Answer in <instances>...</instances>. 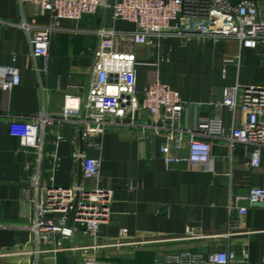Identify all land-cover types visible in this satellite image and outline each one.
<instances>
[{
    "label": "crops",
    "instance_id": "obj_1",
    "mask_svg": "<svg viewBox=\"0 0 264 264\" xmlns=\"http://www.w3.org/2000/svg\"><path fill=\"white\" fill-rule=\"evenodd\" d=\"M102 26L123 35L135 31L132 24L112 21L105 10L75 23L39 15L36 6L22 0H0V68L15 66L20 72L18 86L0 91V253L33 240L30 226L36 202L47 187L78 183L75 155L81 150L82 129L53 117L61 111L66 94L81 95L77 88L89 82L96 32ZM40 28L51 30L46 61L31 54V38ZM154 43V48L129 43L124 50L143 63L158 62L161 82L188 105L183 125L194 128L219 116L226 129L240 126L241 114L219 104L227 88L264 87V46L251 49L230 38L174 36ZM145 71L144 66L137 69L139 93L146 84ZM41 116L50 121L43 126L35 123ZM143 119L148 121V116ZM57 136L63 140L57 142ZM22 137L28 143L41 139V153L38 143L23 148ZM209 141L212 172L186 163L167 166L160 153L164 138L148 133L141 124L110 128L98 140V149L87 148L82 140V153L100 162V186L112 193L108 220L99 227L97 260L166 264L164 255L189 252L207 258L230 250L238 257L244 251L249 255L247 263L236 264H264V209L250 206L246 215H239L229 208L249 189L264 188V150L259 168L252 169L243 146L230 154L225 141ZM81 183L95 186L82 178ZM75 238L78 246L86 243L79 234ZM80 255H59L57 260L77 264ZM5 261L0 257V264Z\"/></svg>",
    "mask_w": 264,
    "mask_h": 264
},
{
    "label": "built area",
    "instance_id": "obj_2",
    "mask_svg": "<svg viewBox=\"0 0 264 264\" xmlns=\"http://www.w3.org/2000/svg\"><path fill=\"white\" fill-rule=\"evenodd\" d=\"M38 9L39 15L50 14L55 19L79 23L83 17L99 10L110 13L112 21L132 24L135 31L118 34L102 26L97 30L96 48L91 78L78 89L81 95L66 94L63 106L53 117L59 122H70L82 129V140L89 149H98V140L112 127L141 124L146 131L162 136L160 153L167 166L182 163L207 172L213 171L214 158L209 139L227 143L232 154L238 145L244 147L248 165L259 168L264 150V87L236 85L224 90L220 106L231 113L239 112L242 121L238 128L226 129L219 116L201 121L191 128L182 124L188 105L178 92L160 80L158 62L143 63L126 44L154 48L161 38L179 39L230 38L251 49L264 46V3L245 0L233 8L227 0H22ZM34 59L47 60L51 44V30L40 28L31 38ZM122 48V49H117ZM264 61V53L261 55ZM146 67L145 87L137 90V69ZM20 83V72L15 66L0 68V91L8 92ZM148 116V121L143 119ZM47 124L46 116L34 119ZM57 136V142L62 141ZM38 143V145H36ZM39 142L28 143L21 138V146H35L41 153ZM81 161L82 179L93 181V188L82 183L71 187L50 186L36 202V214L30 230L33 240L24 246L0 253L7 261L1 264H74L60 263L59 255L80 252L77 264H110L96 258L99 227L106 223L112 193L100 186V162L84 153H77ZM52 158H57L53 155ZM37 179V178H36ZM243 202L247 206H240ZM264 209V188H251L245 196L231 201L230 210L246 215L250 206ZM126 233L121 231V235ZM86 243L78 246L76 236ZM67 239L69 248L63 241ZM166 264H236L247 263L249 255L238 257L233 251H219L207 258L201 254L182 252L164 255Z\"/></svg>",
    "mask_w": 264,
    "mask_h": 264
},
{
    "label": "water",
    "instance_id": "obj_3",
    "mask_svg": "<svg viewBox=\"0 0 264 264\" xmlns=\"http://www.w3.org/2000/svg\"><path fill=\"white\" fill-rule=\"evenodd\" d=\"M227 1L233 8H236L241 2H243L245 0H227ZM253 1L254 2H262V3H264V0H253ZM80 137H81V150H80V153H82L83 152V150H82V146H83V143H82V130H80ZM81 178H82V166H81V161L79 160V174H78V183H77L78 185L81 183ZM254 206L260 207L258 204L254 205ZM63 244H64L65 248H69V243H68L67 239H64ZM68 255L71 258V254L68 253ZM70 262H71V260H70Z\"/></svg>",
    "mask_w": 264,
    "mask_h": 264
}]
</instances>
